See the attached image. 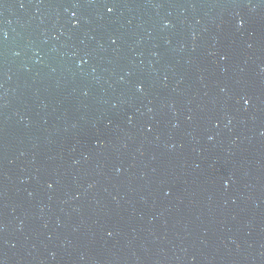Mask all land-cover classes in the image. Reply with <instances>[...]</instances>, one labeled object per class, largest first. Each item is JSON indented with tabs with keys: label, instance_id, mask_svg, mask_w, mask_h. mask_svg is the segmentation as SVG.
<instances>
[{
	"label": "water",
	"instance_id": "water-1",
	"mask_svg": "<svg viewBox=\"0 0 264 264\" xmlns=\"http://www.w3.org/2000/svg\"><path fill=\"white\" fill-rule=\"evenodd\" d=\"M0 264H264V0H0Z\"/></svg>",
	"mask_w": 264,
	"mask_h": 264
}]
</instances>
